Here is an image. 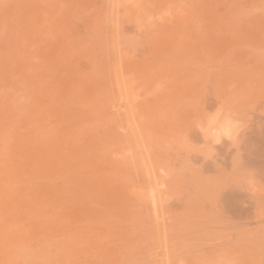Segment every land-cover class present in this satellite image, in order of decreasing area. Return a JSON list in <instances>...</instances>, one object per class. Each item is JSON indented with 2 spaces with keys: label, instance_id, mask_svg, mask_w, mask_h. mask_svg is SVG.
I'll list each match as a JSON object with an SVG mask.
<instances>
[{
  "label": "bare ground",
  "instance_id": "obj_1",
  "mask_svg": "<svg viewBox=\"0 0 264 264\" xmlns=\"http://www.w3.org/2000/svg\"><path fill=\"white\" fill-rule=\"evenodd\" d=\"M21 1L23 2V0H18V2L22 3ZM34 1L35 0H24V4L20 6L18 3L12 1V3L6 4H4V2H0V20L5 18V21H7L8 19L13 18L11 16L12 14H15V17L11 20L16 21L15 23L19 25L20 22H23L21 19L25 17V9L32 10V12L28 11V15L25 18L34 12L39 13V16L40 14L41 16L44 14L46 15V13H43L42 15L41 11L43 12L44 9L46 10L50 6H47L48 8H43L44 6L42 7L43 4L40 5L41 3L39 0L36 2ZM38 2L39 6H37V8L39 10L35 6L38 5ZM53 2H62L60 8L61 10H59L61 13H63L60 14L59 12V14L61 15L60 18L63 20L60 19L61 23H58V26L59 24L62 25V23L66 27L69 26L64 31L73 30L71 27L74 28L75 31V28L77 29L79 26L78 24L76 25V20L78 19V21H80L79 24H81L80 26H84L82 28L88 30V33L90 30H93L90 32V34L96 32V34L94 33L95 37L92 34V39L94 41L96 39V41L94 42L92 40L91 42L90 40L91 43L88 41V44L90 43V45H87V40L84 38V42H86V45H84L77 42L79 40L73 39V41L71 39L73 36H76V31L74 32L73 36L72 31L71 35L69 34L70 32L67 31V34L71 37L69 38L72 40V42L70 41L72 45L69 46L75 47L77 45L79 48L78 54L74 58V62L77 63L73 68L81 65L84 67L88 63V65L95 67V70L99 72V74L103 75V73H108L106 74V77L107 75L110 76L109 78H111V81L113 80L115 84V87H112L116 88L119 93V96L115 100V105L112 106H116V108L119 111L121 110L120 112L123 111L124 114H126L125 110L129 100L132 102L134 101L133 98H137V94L134 95L133 91L131 92L133 96H130L129 90L131 87H129L128 91L127 89H124L122 84L125 79L128 78L129 82L131 81V83L134 82V79L141 81L139 78L142 79L145 78V76H150L152 71L155 72L154 70L157 67L162 69V67L164 68V65L167 66L166 69L164 68L165 73L168 69V66L171 64L177 65L178 63L182 64L187 62L188 64H193V61L196 63V65L194 64L196 67L194 73L187 78L188 84L186 80H182L181 83H179L180 86L178 87H186L185 84L190 86L187 89H183L181 95L179 94L180 92L178 89H174L179 92H177L175 98L178 96V94L180 96V99H176L178 100L177 109L176 106H173V109L175 108L177 112H179L174 114L175 118L178 119L176 120L174 118L176 122L171 119L170 122H168L170 123L168 126H162L157 122L150 124L146 129L143 128L144 130H142L138 125L135 124L136 121L133 122L134 117L132 118L131 116H126V123L129 125L127 126L129 127V133L127 134L130 135L129 137L131 140L127 142L133 143L134 147L137 149L136 153H138L137 155L139 156L138 160H141V172H137V174L141 173V177L139 175L136 176L137 178L138 176L140 177V184L146 189V191L141 193L140 190L142 187L139 185L141 189L138 190L140 187L137 188L135 186V188H137L139 191V194L142 195L138 196L136 199H134L135 195L133 196L134 198L131 196L128 197L124 192L126 190H124V188H126V184L124 187L125 182L123 181L125 180L121 181L118 179V181L123 183V186H119V182L118 186H114L117 179V176L114 175L118 174V166L115 165L117 166V172L116 170L108 172L111 170V168L109 170L107 169L108 166L110 165L112 167L114 165L111 164L112 162H109V165L106 164V157L101 160L98 159L102 157L100 155L102 146L100 147L99 145L98 147L96 146L94 148L88 146V150L89 147L90 150L87 153V148H85L86 151H84L86 153H83L85 154L84 156L81 155V151L79 152V158L81 156L83 157V160L80 161L79 164H77L78 162L72 163L70 165L71 167H68L67 165L65 172L62 171L60 166H57V169L60 168L61 174L58 176V178L56 177V179L57 181L60 180V182H58L60 184L63 182L64 184L67 183V190H63L61 187H64V185L61 184L63 186L60 187V184L58 183L56 186L51 184L47 188L42 187L40 195H42V198H44L47 204H44L42 208L35 212H37L38 216L41 215L45 217V219H43V217L41 219L46 222V218H48L50 228L41 230L39 233L37 232V235H35L34 239L31 238L30 240L28 239L29 237H27L26 240L29 241L27 242L28 244L24 243L26 241H24L23 237L20 235L23 240L22 242L27 245L25 246L27 248H25L23 245L22 247H24V250L20 247V250H22L19 253V250H17V252L14 251L12 260L13 258L18 259L19 255L21 258L18 260H21L22 257H26L28 255L27 261H25L26 258H23L24 260L22 259V262L16 260L18 264H38L40 262V257L42 256L41 259L46 258L48 255L45 254L48 253L49 258H46V260L50 261L47 263V261L43 259L41 264H264V0H54ZM28 4L29 6H33V8H29ZM63 5L65 7H63ZM57 6L55 9H58ZM22 7L24 9H22ZM52 7L54 8L53 5ZM53 8L51 10H53ZM34 9H37L36 11L38 12H36ZM5 15H8V17ZM48 16L49 15H46V17ZM50 16L53 17L52 15ZM44 18H42V20ZM29 19V24L31 25L33 17H29ZM54 19L57 18L54 17ZM71 19L75 21V23H73L74 27L72 25ZM12 21L11 23H13ZM3 22L4 21L1 23ZM34 22H36V20H34L33 23ZM49 23L50 25L53 24L50 22V20L48 21V24L46 21V23H44L45 28L47 25H49ZM34 24H32V27L33 25L36 26L37 22ZM154 24H157L161 30L166 29V27H170L171 30H174L175 32L176 29V35L171 31L170 35L168 33L169 37L166 34L160 36L162 33L157 32V30L155 32L158 35L156 33V35L152 33V36H149L148 30H150V32L152 30L150 29L151 27L149 28V26L153 27ZM26 25L28 26V24ZM30 25L29 27L31 29ZM175 25H180V30L177 29L178 27ZM27 26L23 27L28 28ZM50 27L53 28V25ZM56 27L57 26L55 25V28ZM20 28L18 27L19 30ZM14 30L17 31V28ZM23 30L24 29L22 28L21 33ZM47 30L45 29V32H47ZM78 30L81 31L82 29L80 28ZM85 30L83 29V31ZM214 30H223L221 37H223V34L224 37L222 39L220 38V40H218L219 38L215 39L217 37L210 35ZM80 31L77 32L80 33ZM146 31L148 32V36L146 35ZM19 32L20 31H18V33ZM132 32L134 33L132 34L134 36L129 35V33ZM34 33L31 32L30 34ZM81 33L77 34V36L82 35ZM54 34L57 33L54 32ZM24 35H27V33H24ZM203 35H207L206 40L204 39L205 37L201 40V36L203 37ZM4 36L9 38V35ZM15 36H19L20 38L22 37L21 34L16 35V33ZM47 36L48 35H46V37ZM211 36L214 38V41L211 40ZM88 37L91 36L88 35ZM79 39L82 40L81 38ZM5 40L7 39H4L3 41ZM0 41L2 42V38ZM199 43H201L202 50L197 49V46L200 45ZM6 44L8 45L11 43L2 42L0 45L3 47H1V51L4 49V53H6L5 51H8L7 48L9 45L7 46ZM52 44H54L53 41ZM187 44L188 46L185 47ZM5 45L7 47L4 48ZM12 46L10 45V47ZM70 47H68V49ZM59 48L62 49V47ZM17 51L21 52L20 49ZM67 52L68 51L63 53L67 54ZM4 53L2 54L4 55ZM9 53L10 52L7 54L10 55ZM55 53L58 54V52H54L52 55L56 57L57 54ZM72 53L74 54V52ZM138 54H140L141 59L137 62L136 55L138 56ZM52 55L49 56L53 57ZM69 59L68 62H70ZM191 64L190 69L192 68ZM44 65H47V63L41 65V67H43L45 70ZM51 65L46 66V68L48 67L47 69H49ZM177 66L179 67L180 65ZM177 66L174 67L175 70L173 69L175 72L177 69L179 70ZM60 70L62 71V68ZM89 70L91 71V69ZM61 71L56 73V75L61 73ZM63 73L64 72L62 71V76L60 75V79L65 76ZM68 73L70 74V72ZM54 75L55 74L53 73V76ZM82 76L84 78V75ZM95 77L96 76L93 78ZM75 78L73 77L72 80ZM86 80H88V78ZM89 81L90 80H88V82ZM62 82L65 81L63 80ZM77 83H75V85ZM84 83L82 82V84ZM108 87H110V85ZM63 94L65 95L64 92ZM74 97L72 96V98ZM174 100L175 99H173L172 102H174ZM91 104L93 103L91 102ZM129 105H131V103H129ZM136 105L137 104H135V108L138 107ZM218 108H224L239 115L244 121V127L239 132L234 145L228 141H224L218 146L217 155L209 158L206 154H201L197 148L193 147V145L197 146L203 143L204 137L199 131L192 127V121L199 116H203L205 112H212ZM123 113L120 114L122 115ZM132 113L134 115L135 111ZM165 121L167 122V120ZM171 121L173 124H171ZM187 122L189 123V126L186 124ZM61 126H63V123ZM113 139L115 138L112 137L111 139L114 142ZM85 142L87 141H84V143ZM193 142L195 144H193ZM28 148L30 150V146ZM31 149L33 148L31 147ZM95 149H97V151ZM72 150L73 149H71V151ZM114 150L115 149L113 148V151ZM129 150L131 149L129 148ZM98 151L100 154H98ZM109 153L111 154V152ZM75 155L78 157V154L75 153ZM134 156L136 157V155ZM86 161H88V164L91 163L90 165L93 163L94 166L89 165V167H91L89 168ZM160 161H162L163 165L160 163ZM179 162L183 163V165L186 167V170H189V167L193 168L194 165L196 166H194V168H198V170L201 169V178L204 177L202 175L203 172L209 173L208 175H210V181L208 183V187H206V196H204L205 199L202 197V200H200V202L205 205V213L203 211L204 208H201L203 206L200 205V210L193 212L196 215V218H191L190 214H184L183 216H176V218H178L176 220L175 217L174 219H171L173 216L167 219L164 218V215L169 214H163V211L160 210L162 211L161 214L159 211V205L165 210V208L168 207V203L166 206L162 205L168 201L165 197L164 200L166 199V202L160 203L162 201H160V197L158 196L160 195V192L158 191L157 187L160 184L164 185L166 181H157L159 174L157 175L155 167L158 163L160 165H157L158 171L161 168L162 170H160L163 173V167L166 164L168 168H165V172L168 170L169 172H166L165 174L169 173L170 176L171 167L174 169V172H177L175 171L177 169L175 165L177 163L179 164ZM76 164L77 167L73 166ZM64 165L65 163H63L62 166L66 167V165ZM130 167L131 165L129 166V169L131 170ZM125 168L124 170H126ZM134 168L135 170L137 169L135 166ZM192 168L190 169L191 171H193ZM57 169L52 170V172L55 171L54 174H57ZM110 173H112V175ZM43 174H45V170ZM131 175L133 176V174ZM189 175L193 176L192 174ZM196 175L198 178L199 176L197 173ZM208 175L206 174V176ZM52 178L55 179L54 177ZM114 179L115 181H113ZM191 180H194V177ZM55 181L56 180H54V182ZM132 182L134 181L132 180ZM191 182L192 181H190V183ZM202 182H204V178L199 180V183L195 182L194 184H200L198 186H201ZM136 184L138 183L136 182ZM32 185L34 186L36 183L34 182ZM127 185L130 186L129 184ZM174 185L172 186L174 187ZM197 185H195L196 188ZM172 186L169 187L172 188ZM182 186L184 187V185ZM163 187L164 186H162V188ZM202 188H204L203 185ZM174 189L175 187L171 193L175 194L180 188L178 190L176 189L175 191ZM183 190L184 189H182L181 194H183ZM185 190L187 189L185 188ZM185 192L184 194L187 196V192ZM171 193L169 192L170 195ZM129 194L131 195V193ZM137 194L138 193H136V195ZM177 194L179 195V192ZM177 194H175L176 198ZM191 194H194V190L191 192ZM191 194L189 195L190 199H192ZM20 196H22V194ZM169 198L170 200L172 199L171 201H173V197L171 198L170 196ZM183 198H179V200H183ZM198 198L200 197L198 196ZM82 199L91 201L92 205L94 203V206L92 207V205L83 201L80 202L79 200ZM135 200L150 201L154 215L149 218H133L131 208L134 209L133 204ZM171 201L169 202L174 203V205L178 203L177 202L175 204V202ZM187 202L189 203L190 201L187 199ZM197 204H195V206L193 205V207H196ZM28 206L30 205L27 203L26 207ZM190 206H192L191 202L189 205V208L191 209ZM173 208H171L172 211L170 210L172 213L175 210V207ZM201 209L203 211L202 214H200ZM208 209L209 211H206ZM101 210L107 211L108 217L110 218L106 222L104 221L102 223L103 225L99 224L101 218L99 219L96 217H90L92 219L88 218L90 220H87L88 223L83 222V217H85L83 214H95L97 211L100 212ZM182 210L185 209L183 208ZM137 211H139V209ZM35 212L33 214H36ZM145 212L146 211H144V213ZM159 213L163 216H160ZM180 213H182V211ZM203 214L204 217H201ZM186 215L187 217L189 215L190 218L188 217V219H183V217L187 218ZM80 216L82 217V220ZM32 217L33 215L31 218ZM95 219L98 220L99 223H97ZM43 240L48 241L44 242V246L46 248L43 246V253H41L39 247L41 245H39V241L43 242ZM19 243H21V241L17 243L18 246L20 245ZM36 243L38 246L36 245V252H34L35 250L31 249L30 247ZM11 244H13V242ZM12 246L13 245H11L10 248L14 250ZM28 246L30 250L28 249ZM38 247V251L40 253L37 251ZM52 250H54L52 253L55 256L50 253ZM24 252L28 254L26 255ZM31 252L36 253V255L34 253L29 254ZM33 254L38 260L35 261V258L32 257ZM37 256H39V258H37ZM16 261L8 262L9 264H16Z\"/></svg>",
  "mask_w": 264,
  "mask_h": 264
},
{
  "label": "rangeland",
  "instance_id": "obj_2",
  "mask_svg": "<svg viewBox=\"0 0 264 264\" xmlns=\"http://www.w3.org/2000/svg\"><path fill=\"white\" fill-rule=\"evenodd\" d=\"M11 1L18 3L19 6L24 4V0H23V2L21 1L22 3L18 2V0H7V1L6 0H4V1L0 0V2L1 3L4 2V4L12 3ZM36 1L37 0H35L34 2H36ZM53 1L54 0H41V1L39 0V2L41 3L40 5L43 4L42 5V7L44 6L43 8H46L47 6L51 7V8L47 7L48 9H46V10L44 9L43 12L41 11L42 15H43V13H46V15H49L48 17H46V15L44 14L43 16L46 18L41 16V14L39 16V13L34 12V10L36 11L38 9L37 6H39V2L37 3L38 5L33 4L36 6L37 9L33 10L34 13L29 14V16L27 17L28 19L25 17L28 15V11L32 12V10L25 9V13H26V14H24L25 17H23L21 19V21H23V22H20L19 25L22 23L23 24L26 23V24H28V26L26 24H24V25L22 24V25H20L21 26V28H20V26L17 23H15L16 21H12L11 19H13L15 17V14L14 15L12 14L11 16L13 18L9 17L10 19H8L7 21H5V18L0 20L1 22L4 21L3 23L0 22V39L2 38L3 43H9V42L11 43V44H8L9 46L6 44L8 46V48H7L8 51H5L6 53H4V51H3L4 49L2 50L3 52L1 51L2 46H0V54L2 55V57L0 55V264H4V263L9 264V262H13V261L15 262L16 260L21 258V257H19L20 256L19 255L18 259L13 258V260H12L14 251L17 252V250H19L18 251V253H19L22 250V249L20 250V247L23 248V250H24V247L27 246L26 244H24V243L29 242L26 240V238L29 237L28 239H30V240H31V238L34 239L35 235H37V232L39 233L41 230H45L46 228H50L49 227L50 223H49L48 218H46L47 219V222H46L43 220V219H45V217H43L41 215L38 216L37 212H35V211L39 210L40 208H42L44 206V204L45 205L47 204V202L44 200V198H42V195H40L41 189H42V187L47 188L51 184H53V186H56L57 183L60 182V180L57 181L56 177L58 178V176L61 174L60 173L61 170H60V168L57 169V166H60L62 168V171L65 172L67 165H68V167H71L70 165L72 163L78 162L77 164H79V162L83 160L82 156L85 155L83 153H86L85 148H87V153H88V151L90 150V147L94 148L96 146L98 147L99 145H100V147L102 146L101 147L102 149L100 150L101 154L98 151L99 152L98 154H100L102 157H100L98 159L101 160V159L106 157L105 160L107 161V163L105 161L104 162L108 165L110 164L109 162H112L111 164H113L114 166L111 167L109 165L107 169L109 170L111 168V170H109L108 172H112V170L113 171L116 170V172H117V168L120 171V173L122 172L120 174L118 171L117 172L118 174L114 175V176H117L116 181H115V179L113 180V181H115L114 186H116V185L118 186L119 183H120L119 186H123V183L121 181L125 180L123 182H125L124 187L126 184V188H124V187L123 188H124V190L126 189L124 192L128 197L131 196L132 198H134L133 196L135 195L134 199H136L138 196L142 195V194H139V191H138L142 187L140 184L141 182L139 180L141 177L140 176L141 173L137 174V172H141V169H140L141 160L140 161L138 160L139 156L137 155L138 153H136L137 149H136V147H134L133 143L127 142V141H131V140L129 137L130 135L127 134V133H129V131H128L129 127H127L129 125H128V123H126V121H127L126 116H131L132 118L134 117L133 122L136 121L135 124L138 125L139 128L142 130H144L143 128L146 129L150 124L157 123V122L162 126L163 125L168 126L170 124L168 122H170L171 119L174 120V118H175L174 114H176V112H177L176 109L178 107L177 106L178 100H176V99H178V98L180 99L179 94L181 95V92H183L182 90L187 89L190 86V85L189 86L187 85L188 84L187 78L190 77V75H192L194 73V70L196 67L195 66L196 63L193 61H192L193 64H191L189 62L191 64L192 70L190 69V64H188V62L182 63V64L178 63L177 65H180L179 67L176 64L175 65L179 68V70L177 69V71L175 72L174 67H176V66L174 64H171L173 66H171V65L168 66V69L166 70V73H165V69L167 66L164 65L165 69L162 67V69L164 71L161 68L157 67L154 70L155 72L152 71L150 76H145V78H142V79L139 78L141 81L134 79V82L131 83V81L129 82L128 78L125 79L123 81V84H122L124 86V89H127V91H128L129 87H131L130 88L131 91L129 90L130 96L132 95L131 92L133 91L134 95L137 94L136 97L138 99L133 98L134 101H132V102H131V100H129L127 108L125 110L126 114H124L123 111L120 112L121 110L119 111L116 108V106H112V105H115L114 103H115L116 98L119 96V93H118L116 88L112 87V86L115 87V84H114V81L113 80L111 81V78H109L110 76L107 75L108 78L106 77V74H108V73H105V74L103 73V75L99 74V72H97L95 70V67H92V65H88V63L84 67L81 65V66H77L76 68H73V67H75V64L77 63V62H74V60H75L74 58L78 54L79 48L77 45L75 47L69 46V45H72L71 44L72 40L73 39L79 40L77 42L86 45V42H84L86 39L87 45H90V43L93 40L92 34L94 35V33L96 34V32L90 34V32L93 31V30H90V32L88 33L87 32L88 30H85V28H82L84 26H82V27L80 26L81 25V24H79L80 21H78V19H77L76 25L78 24L80 27L78 26L77 29L75 28L76 32L74 31V28H72V27H71V29H73V30H71V31L73 34L71 33V31H69V30H67V31H69L70 32L69 34L70 35L72 34V36L74 35V32L77 36V34H80L82 31V33H81L82 35H78L77 37L73 36L76 38H73V37L71 38L70 35L67 34V31H64L69 26L66 27V26H64L63 23H62V25L59 24V26H58V23H61L60 19H62V18H60V16H61L60 14L63 13V12L61 13V11H60L62 2H58L59 3L58 4L57 2L54 3ZM55 1H57V0H55ZM52 5L54 6V8L52 7ZM64 5H63V7H65ZM28 6H29V4H28ZM56 6L58 9H55ZM23 7H22V9H24ZM31 7L33 8V6H29V8H31ZM52 8H53V10H51ZM41 10H43V9H41ZM50 11H52V12H50ZM36 12H38V11H36ZM59 12H60V14H59ZM36 14H38V15H36ZM30 15H32V16H30ZM50 15H52L53 17H51ZM5 16L8 17V15H5ZM56 16H59V17H56ZM29 17L30 18L33 17V19H32L33 21L36 20V22H37L36 26H34L35 25L34 23H36V22L33 23V21L31 22V25L29 24L30 23ZM54 17L57 19H54ZM42 18H44L45 20L44 19L42 20ZM51 18L53 19V21ZM10 20L13 23H11ZM49 20H50V22L53 23V24L51 23L53 25V28L50 27V26H52V25H50V23H49V25H47ZM42 21H44V22H42ZM46 21H47V24H46L47 26L45 28L44 23H46ZM71 21H72V25L74 27L73 23H75V21H73V19H71ZM77 21H78V23H77ZM64 23H66V22H64ZM68 23H69V20H68ZM32 24H34L33 27H32ZM54 24L58 28L57 27L55 28ZM29 25L31 26V29H30ZM37 25L39 28L40 27H42V28L39 29L37 27ZM69 25H71V24H69ZM23 26H25V27L27 26L28 28H24ZM62 26L66 27V28H64ZM175 26L178 27L177 29L180 28V25H178V26L175 25ZM18 27L20 28V30L18 29ZM34 27H36V28H34ZM59 27L60 28L62 27V28L60 29ZM13 28L14 29L17 28V31H15ZM22 28L24 30L28 29L27 32H26V30L25 31L23 30L21 33ZM33 28H34V30H33ZM44 28L46 30L48 28L49 29L47 30V32H45ZM80 28L82 29L81 31L78 30ZM149 28L152 29L151 32H150V30H148L149 36H152V33L155 34L156 33L155 31H157V30H158L157 32L162 33V35L160 34V36H163V34L168 35V33L170 35L171 31H172L170 27H168V28L166 27L167 30L166 29L161 30L159 28V26H157V24L156 25L154 24L153 27L149 26ZM83 29L85 31H83ZM18 31H20V32L18 33ZM30 31L32 33H34V32L35 33L30 34L31 33ZM51 31L53 32V34ZM77 31H80V33ZM214 31H213L214 33L211 32L210 35L217 37L215 39L219 38L218 40H220V38L222 39L224 37V34H223V37H221L223 30H214ZM49 32L51 33V35ZM54 32H56L57 34H54ZM172 32H174V30ZM175 32H176V29H175ZM15 33H16V35L21 34L22 37L24 36L23 37L24 39H29L30 42H29V40H24L21 37L22 40H24V41H22L21 38L19 37L20 35L15 36ZM24 33L25 34L27 33V35H24ZM13 34H14V36H13ZM132 34H134V33L133 32L129 33V35H132ZM147 34H148V32L146 33V35ZM4 35H6V36L9 35L8 36L9 38L5 37ZM46 35H48L49 37L48 36L46 37ZM88 35L91 37H88ZM169 35H168V37H169ZM175 35H176V33H175ZM207 35H205V36L203 35V37L201 36V40L204 37H205L204 39L206 40ZM27 36H28V38H27ZM132 36H134V35H132ZM212 36H211V40L214 41V38ZM78 37L81 38L82 40H80ZM94 37H95V35H94ZM12 38H15V39H12ZM4 39H7V40L3 41ZM90 40H91V42H90ZM52 41L54 42V44H52ZM88 41L90 42L89 44H88ZM95 41H96V39H95ZM2 42L0 41V45ZM200 42H202V41H200ZM199 44L200 45L197 46V49L200 50L201 49V43H199ZM6 45L4 46V48L7 47ZM10 45L11 46L13 45V46L10 47ZM19 45H20V48H19ZM187 46H188V44L185 45V47H187ZM45 47L48 49H46ZM59 47H62V49ZM68 47H70V48L68 49ZM52 48H54V49H52ZM18 49H20L21 52L20 51L18 52L17 51ZM59 49L62 51H60ZM29 50H30V52H29ZM31 50L33 53L31 52ZM34 50H36V51H34ZM71 50H72V52H74V54L71 52ZM66 51H68L67 54H65ZM8 52H10L9 54L12 56L8 55L7 54ZM54 52H58V54L57 53H55V54H57V56L59 55L58 57L61 59H59L57 56L55 57L54 55H52V54H54ZM61 52H62V54H61ZM63 52H65V53H63ZM2 53H4V55ZM46 53L48 56L46 55ZM22 55H24V56H22ZM43 55H44V57H43ZM49 55H52L53 57H51ZM22 57H25V58H22ZM41 57H43V58H41ZM43 59H45V60H43ZM68 59L70 62H68ZM140 59H141L140 54H138V56L136 55V61L138 62ZM72 62H73V65H72ZM46 63H47V65H44V68H45V70H44L43 67H41V65L46 64ZM50 65H51V67L49 69H47L48 67L46 68V66H50ZM186 67H188V68H186ZM61 68H62V71L64 72L63 75H65V76H63L60 79V75L62 76V71L60 70ZM63 68H64V70H63ZM180 68H181V70H180ZM68 69L71 71H69ZM79 69H80V71H79ZM89 69H91L92 72ZM59 71H61V73L57 74L58 75L57 76L56 73H58ZM68 72H70V74ZM90 72H91V74H90ZM93 72H94V74H93ZM46 73H49V74H46ZM53 73L56 76L55 75L53 76ZM79 73H80L81 78L79 77ZM184 74H186V75H184ZM72 75H74V76H72ZM82 75H84V78ZM97 75H100V76H97ZM94 76H96L98 78L95 77L96 78L95 79V78H93ZM54 77H58V78H54ZM73 77L74 78L77 77V78L72 80ZM87 78H88V80H90L89 82H88V80H86ZM106 78H107V80H106ZM62 79L65 82H62L63 81ZM81 79H82V81H81ZM60 80H61V82H60ZM182 80L183 81L186 80V82H187V84H185L186 87H178V86H180L179 83H181ZM72 81H73V83H72ZM78 81H80V82H78ZM82 82L83 83L85 82V83L82 84ZM75 83H77V84L75 85ZM173 84H175L177 86H175ZM182 84H184V83H182ZM109 85H110V87H108ZM77 86H78V88H77ZM82 86H84L85 88ZM86 87H88V88H86ZM110 88H111V90H110ZM112 89H114V90H112ZM124 89H123V91H124ZM174 89H176V90L178 89V91L180 93ZM134 91H135V93H134ZM139 91L141 92V94ZM63 92L65 93V95L63 94ZM177 92L179 94L175 98V96L177 95ZM142 93H144V94H142ZM88 94H89V96H88ZM129 94H128V96H129ZM63 95H64V97H63ZM113 95H115V96H113ZM72 96L73 97L75 96V97L72 98ZM90 98H91V100H90ZM79 99H81V100H79ZM94 99H96V100H94ZM136 99H137V103H136ZM173 99H175L174 102H172ZM91 102L93 104H91ZM129 103H131V105H129ZM135 104H137L136 106H138V107L135 108ZM110 105H111V107H110ZM173 106H176V109L175 108L173 109ZM113 107H115V108H113ZM140 109H141V112H140ZM131 111L132 112L135 111L136 116H135V113L133 115V113ZM137 112H138V114H137ZM120 113H123L124 115L122 114L123 115L122 116ZM131 113H132V115H131ZM177 113H179V112H177ZM171 116H174V117H171ZM178 116H179V114H178ZM165 120H167V122ZM176 120H178V119H176ZM176 120H174V121L176 122ZM62 123H63V126H61ZM171 124H173L172 121H171ZM186 124L189 126L188 122ZM123 128L125 131L123 130ZM92 132H94V133H92ZM124 132L126 135L124 134ZM88 133H92V134H88ZM115 134H117V135H115ZM92 136H94V137H92ZM112 137L116 139V140L113 139L115 143L111 140ZM81 139H82V141H81ZM84 141H87V142L84 143ZM117 142H119V143H117ZM87 143H88V145H87ZM113 144H114V146H113ZM193 144H195V143L193 142ZM36 145H38V146H36ZM190 145H192V144H190ZM29 146H30V150L28 148ZM88 146H90L89 150H88ZM31 147L33 149H31ZM42 147H43V150H42ZM112 147L116 151L115 150L113 151ZM193 147H194V145H193ZM129 148L131 150H129ZM71 149H73V150L71 151ZM126 149L128 150V154H127ZM82 150H83V152H82ZM95 150L97 151V149H95ZM133 150H134V152H133ZM80 151H81V155H82L80 157L81 159L79 158V154H80L79 152ZM32 152H34V153H32ZM109 152H111V154ZM36 153H37V155H36ZM75 153L78 154V157H77V155H75ZM102 153H103V155H102ZM133 154L136 155V157H138V158H136ZM100 155H98V156H100ZM130 155H132V156H130ZM63 158H64V160H63ZM112 159L115 161H113ZM118 160L119 161L121 160V161L119 162ZM136 160H137V162H136ZM63 163H65L66 167L62 166ZM86 163L88 164V161H86ZM89 163H90V161H89ZM158 163H157V165H159ZM160 163H162V161H160ZM54 164H56V165H54ZM77 164L73 165V166L77 167ZM90 164H88V167ZM92 165L94 166L93 163H92ZM92 165H90V166H92ZM115 165H117L118 167ZM130 165H131V167H130L131 170L129 169ZM157 165L155 167V169L157 171V175L158 174L161 175V176L158 175L157 181H161V180L166 181L164 183V185L160 184L157 187L158 191L160 192L159 193L160 195H158V196L160 197V201H162L160 203H165L166 199L168 201L164 205H162V206H166V204L168 203L167 204L168 207H166V208L164 207L165 210L159 205V208H160L159 211L162 210L163 214H166V213L169 214V215L166 214L167 216L164 215V218L169 219V217L173 216L171 219H174V217H175V220H176V219H178V218H176V216H180V215L183 216L184 214H190L191 218H196V215L193 212L199 211L200 205L203 206L201 208H204L203 211L205 213V209H206L205 205L202 204L200 202V200H202L201 199L202 197H203V199H205L204 196H206V187H208V183L210 181V175H208L209 173H204V172L202 173L201 172L202 175L204 176V177H202V178H204V182H202V185L204 186V188H202V185L198 186L200 184H198V185L194 184L195 182L199 183V180L202 179L201 174H200V171H202V170L201 169L198 170V168H194L195 165L193 166V168L189 167L190 169L191 168L193 169V171H191L190 169L186 170V167L183 165V163L179 162V164L177 163L175 165L177 167V169L175 168L176 169L175 171H177V172H174V169H172V167H171V175L170 176H169V173L165 174L166 172H169V170L165 172V168H168V166H166V164L163 167V169H164L163 173L161 171L162 170L161 168H160L161 170L159 169V171H160V173H159ZM162 165H163V163H162ZM134 166L137 168L136 170H135ZM175 166H173V167H175ZM114 167L115 168L117 167V168L115 169ZM125 167H127L128 170ZM54 168L57 169L56 170L58 172L57 174L56 173L54 174L55 171L52 172V170H55ZM89 168H91V167H89ZM124 168L126 170H124ZM44 170H45V174H43ZM41 171H42V173H41ZM126 171H128L129 173ZM135 171H136V173H135ZM123 173H125V174H123ZM196 173L198 174V176L200 174V176L198 178L196 177L197 176ZM110 174L112 175V173H110ZM122 174L125 176H123ZM131 174H133V176ZM182 174H184L185 176ZM189 174H192L193 176H191ZM206 174L208 176H206ZM136 175H139L140 177L138 176V178H137ZM45 177H46V179H45ZM52 177H54L55 179H53ZM193 177H194V180H191V179H193ZM50 178H52L53 181ZM118 179L121 181H118ZM137 179L139 180V182ZM54 180H56V181L54 182ZM132 180L134 182H132ZM190 181H192V182L190 183ZM34 182L36 183V185L33 186L32 183H34ZM136 182L138 184H136ZM174 183L176 186L174 185ZM58 184H60V183H58ZM61 184H63L64 187H61V186H63ZM61 184L59 186L63 190H67V188H68L67 183L64 184V182H63ZM127 184H129L130 186H128ZM169 184H171V185H169ZM181 184L184 185V187ZM172 185H174V187H175L174 191L176 189L178 190L180 188L178 191H176L177 193L179 192V195L177 193H175V194H177V198H176V195L174 193H171V192H173V188H174ZM195 185H197V188ZM135 186L137 188L138 187H140V188H138V190H137V188H135ZM162 186H164V187L162 188ZM169 186L170 187L172 186V188H170ZM129 187H132L134 189L129 188ZM185 188L187 190H185ZM182 189H184L187 192V196L184 194V192H185L184 190H183V194H181ZM188 189H190V190H188ZM193 190H194L195 196H194V194H191V192H193ZM140 191H141V193H143L146 191V189L142 187V189ZM128 192L131 193V195ZM169 192L171 193V195L169 194ZM136 193H138V194L136 195ZM21 194H22V196H20ZM190 194L192 196V199H190V197H189ZM170 196H171V198L173 197V201H171L172 199L170 200V198H169ZM178 196H180V197H178ZM198 196L200 198H198ZM165 197H166V199L164 200ZM179 198H183V200H181V199L179 200ZM86 199H82L79 201L80 202L83 201V202H86V203H89L90 205H92L91 201H89V200L86 201ZM174 199H175V201H174ZM187 199H188V201H190L192 203V206H190L191 209L189 208L190 202L188 203ZM169 201L175 202V204L177 202L178 203L176 205H174V203H170ZM140 202H142V203H140ZM197 202H198V204H197ZM27 203L31 207L30 206L26 207ZM169 203H170V205H169ZM135 204H136V207H135ZM138 204H140V205H138ZM195 204H197L198 207L197 206L193 207V205L195 206ZM133 205L132 206L134 209L131 208V213L133 214L132 215L133 218L134 217L135 218H149V217H152L154 215L150 201L135 200ZM177 205L179 206V208ZM93 206H94V203H93L92 207ZM173 207H175V210H174L175 212L173 211V213H172L171 208H173ZM183 208L185 210H182ZM138 209H139V211H137ZM101 211H102V213H101ZM101 211L100 212L97 211L95 214L94 213H91L90 215L88 214L89 216L83 214V216H85L87 218L86 219L85 217H83V222L88 223V221H90L88 218H90V217H93V218L96 217L99 219L101 218L100 223L98 222V220L95 219V221H97V223H99V224H102L104 221L106 222L107 220H109L110 218L108 217V212L103 211V210H101ZM144 211H146V212L144 213ZM162 211H160V213ZM179 211L180 212L182 211V213H180ZM203 211L201 209L200 214H202ZM206 211H209V209ZM34 212L36 214H33ZM176 212L179 214H177ZM99 213H101L102 215ZM161 214H160V216H163ZM32 215H33V217H32L33 220L31 218ZM208 215H210V214H208ZM190 216L188 215L189 218H190ZM42 217H43V219H41ZM186 217H187V215H186ZM188 217L187 218L183 217V219H188ZM201 217H204V214H203V216L201 215ZM80 218L82 220L81 216H80ZM90 219H92V218H90ZM102 219H104V220H102ZM92 221H94V220H92ZM32 222L36 226H34L32 224ZM91 222H89V223H91ZM94 222H92V223H94ZM94 225H96V224H94ZM20 235L23 237L24 241H26V242H24V243L22 242L23 240H22V237ZM31 236H33V237H31ZM16 240H18V241H16ZM20 241L23 244L19 243L20 245L18 246L17 243ZM46 241H48V240H43V242L39 241L40 242L39 245H41V246H39L41 253H43V246L45 245L44 242H46ZM12 242H13V244H11ZM41 242H42V244H41ZM11 245H13L12 247L14 248V250L12 248H10ZM23 245H24V247H22ZM31 245H29V246H31ZM36 245H37V243L33 244L30 247L31 249L35 250L34 252H36ZM29 246H28V249H29ZM39 247L37 248V251L39 250ZM25 248H27V247H25ZM5 250L8 252H6ZM53 251L54 250L50 251V253L52 255H53V253H52ZM25 252H26V250H25ZM34 252H31L29 254H32ZM8 253H9V256H8ZM34 254L36 255V253H34ZM34 254L32 255L33 258H35ZM45 255L49 256L48 253H46ZM39 256H37V258H39ZM48 256L46 258H49ZM53 256H55V255H53ZM23 258H26L25 261H27L28 255L26 257L25 256L22 257V259ZM41 258H42V256L40 257V259H39L40 262L38 264H41L43 259L46 260V258H43V259H41ZM50 258H51V255H50ZM21 260H18V261H21ZM36 260H38V259L35 258V261ZM49 261H47V263ZM16 264H18L17 261H16ZM22 264H24V263H22Z\"/></svg>",
  "mask_w": 264,
  "mask_h": 264
},
{
  "label": "clouds",
  "instance_id": "obj_3",
  "mask_svg": "<svg viewBox=\"0 0 264 264\" xmlns=\"http://www.w3.org/2000/svg\"><path fill=\"white\" fill-rule=\"evenodd\" d=\"M192 127L201 133L204 142L196 147L201 154L209 158L217 155V148L224 141L235 144L237 136L244 127L243 119L236 113L218 108L212 112H205L192 121Z\"/></svg>",
  "mask_w": 264,
  "mask_h": 264
}]
</instances>
